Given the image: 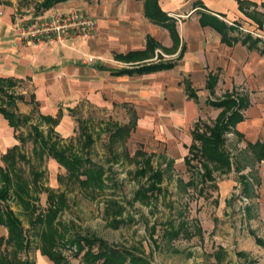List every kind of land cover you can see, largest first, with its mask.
Wrapping results in <instances>:
<instances>
[{
	"label": "rangeland",
	"instance_id": "obj_1",
	"mask_svg": "<svg viewBox=\"0 0 264 264\" xmlns=\"http://www.w3.org/2000/svg\"><path fill=\"white\" fill-rule=\"evenodd\" d=\"M7 1L16 5L19 16L30 18L42 13L35 8L41 0ZM262 6L258 14L264 24L263 3ZM237 25H233L234 33L243 37L248 31H253L260 37L251 36L260 39V46L264 44V25L261 31L252 23H239L241 28ZM91 36H67L61 42L36 46L22 40L39 53L51 49L52 61L46 66L53 68L48 69L46 75H52V80L46 87L45 95L55 96L52 116L61 107L64 124L51 135L37 116L32 118V123L39 127L44 139L56 143L57 151L69 159L81 160L76 172L70 174L64 165L58 164L51 157L52 153H48V147L42 151L40 138L34 136L31 122H23L22 128L15 132L16 152L5 162L0 160L3 170L7 173L15 170L17 176L30 187L37 209L35 215L47 213L50 194H54L53 199L58 193L65 197V206L56 219L66 228L58 252L68 264H81V256L87 249L77 253L80 242L76 237L96 236L116 248L131 251L135 257H142L149 264H264V245L255 243L256 237L264 243V159L257 161L256 154L246 146L244 136L238 139L229 133L225 137L224 149L234 167L229 172L214 171L213 181L202 183L200 174L204 169L201 161L194 158L187 166L183 162L190 145L185 137L190 136L192 127L175 133L173 144L172 139L162 140L155 131L147 132L140 128L128 136L121 133L111 139L116 126L123 127L129 121L130 107L111 104L108 97L96 98L94 96L98 95L92 89L86 96L72 94V74L65 70V65L69 64L67 60L71 65L80 62L90 64L93 55L79 52L68 40L74 38L83 42ZM216 113L206 107L204 112L199 113V118L205 126H209L213 124ZM83 127L87 130H82ZM88 135L92 140L90 146L85 140ZM255 138L264 143V128ZM193 154L199 155L196 152ZM148 155L154 157L148 159ZM236 166L239 170H235ZM155 170L163 172L162 183L158 184L160 192L149 191L145 197L137 195L142 188L148 187V178ZM240 175L247 178V194L244 193ZM90 177L98 180L99 186L84 188L79 184L78 179ZM112 203L117 205L114 210L110 206ZM0 204L4 210L10 208L15 213L30 241L29 249L17 254L18 261L40 264V258H43L39 251L40 240L34 236L38 229L31 226L30 215L12 196ZM178 228L182 229V234L176 238L165 236V231ZM0 237H7V230L2 226ZM1 250H5L4 246ZM93 250L96 251V248ZM239 253L244 256H239ZM46 263L52 264L48 260Z\"/></svg>",
	"mask_w": 264,
	"mask_h": 264
},
{
	"label": "crops",
	"instance_id": "obj_2",
	"mask_svg": "<svg viewBox=\"0 0 264 264\" xmlns=\"http://www.w3.org/2000/svg\"><path fill=\"white\" fill-rule=\"evenodd\" d=\"M262 3L264 0H66L41 12L79 9L95 21L90 39L68 40L79 52L93 55L88 65H71L67 60L65 70L72 74V94L86 96L92 89L96 98L108 97L111 104L130 107L125 125L133 124L131 132L139 128L155 131L162 140L172 139V144L175 133L192 127L190 136L185 137L190 145L196 124L200 129L206 125L199 113L206 107L216 111L214 123L222 112L209 106L208 101L230 95L246 102L240 111L243 120L234 127L241 137L233 135L238 139L244 136L247 146L259 141L254 137L264 128V56L244 45L235 31L226 29L224 34L217 25L223 22L241 28L239 23H252L260 30L264 25L258 14ZM156 6L168 16L171 30L147 15ZM16 12L15 4L0 0V108L31 117L28 124L36 116L57 120L52 125L43 122L48 130L56 132L64 124V112L58 107L52 116L55 96L45 95L52 80V75H46L53 68L46 66L52 61L51 49L39 53L22 42L18 26L26 15ZM247 34L260 37L253 31ZM156 63L170 66L146 73H112ZM9 97L14 104L8 108ZM17 130L0 112V160L17 146ZM47 260L40 258V264H47Z\"/></svg>",
	"mask_w": 264,
	"mask_h": 264
},
{
	"label": "trees",
	"instance_id": "obj_3",
	"mask_svg": "<svg viewBox=\"0 0 264 264\" xmlns=\"http://www.w3.org/2000/svg\"><path fill=\"white\" fill-rule=\"evenodd\" d=\"M63 1L66 0H41L40 4L37 6V11H44L52 7L54 4ZM147 15L153 21L158 22L162 26L168 27L170 30L172 29V24H170L168 16L161 12L157 6L154 7L153 10L148 11ZM217 27L224 34L226 29L234 30L232 25H226L223 22H220ZM241 41L249 49H255L264 56V44L261 46L258 44L260 42L259 38H253L250 34H246L244 37H242ZM169 66L170 64L168 63H156L133 68H123L115 71L112 70V73H146L157 69L167 68ZM7 99L8 101L6 106L9 108L13 106L14 102L11 100V97ZM208 105L216 109L221 108L222 112L218 115L212 126H204L203 131L200 129L199 124H196L192 132V144L188 149L189 154L184 159V164L186 166L190 165L191 160L194 158L195 160L199 159L201 161V166L204 169L203 173L200 174L202 183L212 182L214 171L229 172V170L234 167V163L231 161L232 159L230 155L224 149L225 137L229 133H234L241 137L239 133L234 132V127L238 122L243 120V116L241 115L240 111L245 108L246 102L242 99L237 101L230 95H227L220 101H208ZM0 112L8 120L10 126H12L14 130L22 127L23 122H29L31 119V117H21L14 112H10L6 108H0ZM39 119L46 123H57V120H53L48 117L41 116ZM133 127V124L125 125L123 127L116 126L115 132L113 133L111 139L119 137L121 133H124V135L128 136ZM31 129L35 133L34 136L37 135L40 138L42 151H44V148L46 149L48 147L50 149L48 153H52L51 157L55 159L58 164L64 165L66 170L70 171V174L76 172L78 164L81 162L80 159H69V157L65 154H62L61 151H57L56 143L51 141V139H44V136L39 131V127L37 125H34ZM82 130L87 129L86 127H83ZM49 132L52 135L53 130L51 129ZM85 140L87 146H90L92 141L91 137L88 135L85 137ZM21 143L23 144V141H21ZM198 145L200 149L198 148ZM247 146L256 154L258 162L264 159L263 143L257 141L255 144H248ZM17 148L18 147L15 146L8 150V152L1 157V161L5 162L10 156H12V154L16 152ZM194 152L199 153V155L193 154ZM142 155H144L143 152ZM147 157L149 159L153 158L154 156L148 155ZM20 158L24 159V157ZM237 169L239 170L238 166H236L235 170ZM14 171L13 173H7L5 169L3 170L0 167V177L2 182L0 186V203L10 199L12 196V199L21 207V209L30 215L29 221L31 226H33L34 229H38L35 231L34 236L38 237L40 240L39 251L41 256L46 257L50 262H52V264H68L67 260L60 252H58V247L62 243V240L66 234V228L63 224L60 225L56 221L59 213L65 206V197L58 193V196L53 199L51 197H55L54 194H50L47 213L45 215H35L37 209L34 205L35 202L30 192L31 189L28 184L23 182ZM162 174V170H155L148 178L150 183L148 187L142 188V190L138 192L137 195H142V197H145V194L149 191L151 193H159L160 189L158 188V184L162 183ZM240 179L243 182L244 193L247 194L249 189L247 178L243 175H240ZM78 180L79 184L84 188H90L92 186L95 187V185L99 186L98 180H94L91 177L84 180ZM110 206L113 210L117 207L116 203H112ZM113 210L112 213L116 214ZM0 226L7 230V237H0V264H31L28 260H24L22 262L18 261L17 254L20 251L29 249L30 241H28L22 227V223L16 217L15 213L10 208L4 210L1 207V204ZM181 230V228H178L177 230L169 229V231H165L164 234L169 239H172L176 238L179 234H182ZM186 234L188 235V232ZM76 238L80 242L77 244V253H80L85 248L87 249L86 252H84V254L81 256V264H149L142 257H135L131 251L116 248L115 246L110 245L105 240L96 236H77ZM153 243H155V241H153ZM255 243L259 246L264 245L263 241L257 237L255 238ZM2 246H4L5 249L3 252L1 250ZM9 247H13L11 251H7ZM94 247L96 248V251L93 250ZM9 253H11V257L13 259L9 256ZM238 255L244 256L243 253H239Z\"/></svg>",
	"mask_w": 264,
	"mask_h": 264
},
{
	"label": "built area",
	"instance_id": "obj_4",
	"mask_svg": "<svg viewBox=\"0 0 264 264\" xmlns=\"http://www.w3.org/2000/svg\"><path fill=\"white\" fill-rule=\"evenodd\" d=\"M19 24L18 35L29 45L61 42L67 36L88 38L96 27L93 18L79 9L38 13Z\"/></svg>",
	"mask_w": 264,
	"mask_h": 264
}]
</instances>
